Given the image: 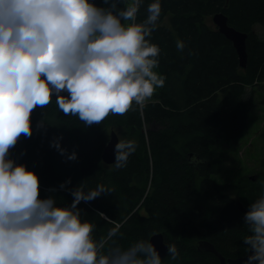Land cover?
Wrapping results in <instances>:
<instances>
[{
	"label": "trees",
	"instance_id": "obj_1",
	"mask_svg": "<svg viewBox=\"0 0 264 264\" xmlns=\"http://www.w3.org/2000/svg\"><path fill=\"white\" fill-rule=\"evenodd\" d=\"M149 2L137 13L138 22ZM220 11L230 26L247 33L245 69L231 42L204 23ZM255 25L264 29V0H162L158 26L148 37L160 46L156 71L165 77L155 96L91 125L65 115L55 101L38 106L31 115L32 134L20 135L12 158L38 175L40 196L54 195L58 204H70L68 189L77 185L85 192L101 184L111 189L78 204L83 218L95 224L98 240L119 225L113 240L122 246L155 233L176 244L180 255L175 260L165 255L164 264H219L212 252L197 249L201 240L225 258L244 256L246 210L216 181L222 161L213 149L221 141L237 142L247 128L256 103L246 88L264 89V32L258 36ZM177 39L185 41L183 50L176 48ZM42 119L52 125L41 126ZM120 128L124 139L136 141V150L125 167L116 168L103 162L102 151L110 132ZM57 138L64 154L51 144ZM260 138L264 142V128ZM72 152L76 159L67 158ZM260 166L240 194L246 208L264 192V149Z\"/></svg>",
	"mask_w": 264,
	"mask_h": 264
},
{
	"label": "clouds",
	"instance_id": "obj_2",
	"mask_svg": "<svg viewBox=\"0 0 264 264\" xmlns=\"http://www.w3.org/2000/svg\"><path fill=\"white\" fill-rule=\"evenodd\" d=\"M144 3L0 0V264H164L150 237L127 246L114 241L119 225L94 238L95 224L83 218L78 204L111 189L101 184L85 192L77 185L68 189L71 203L58 204L54 195L40 196L38 175L10 152L22 133L32 134L38 106L55 101L65 115L100 124L110 112L143 106L164 85V75L155 70L160 46L148 39L158 26L162 0H150L138 22ZM185 46L176 40L178 50ZM45 123L52 125L40 121ZM51 144L66 152L59 138ZM114 150L113 164L125 167L136 141L118 138ZM67 158L76 159V153ZM243 221L248 233L242 241L250 252L243 264H264V192L248 204ZM164 245L170 259L180 255L176 244Z\"/></svg>",
	"mask_w": 264,
	"mask_h": 264
},
{
	"label": "rangeland",
	"instance_id": "obj_3",
	"mask_svg": "<svg viewBox=\"0 0 264 264\" xmlns=\"http://www.w3.org/2000/svg\"><path fill=\"white\" fill-rule=\"evenodd\" d=\"M204 23L210 28H215L211 16L206 17ZM253 30L258 36H262L264 32V29L258 25H255ZM246 89L247 94L252 95V101L256 103L248 113L247 128L237 142L221 141L213 149L214 155L219 156L222 161L221 173L216 181L223 186L222 192L235 200L240 210H247L240 194L247 187L246 179L262 169L260 161L264 149V142L260 138L264 128V89L262 91L250 87ZM155 94L156 91L153 95ZM115 132L118 138H125L122 135V128L115 129Z\"/></svg>",
	"mask_w": 264,
	"mask_h": 264
},
{
	"label": "water",
	"instance_id": "obj_4",
	"mask_svg": "<svg viewBox=\"0 0 264 264\" xmlns=\"http://www.w3.org/2000/svg\"><path fill=\"white\" fill-rule=\"evenodd\" d=\"M212 22L216 27L217 31L222 34L229 42H231L233 48L235 49L238 64L241 69H245L247 65L248 54L246 50V40L247 33L239 31L234 27L229 25L228 17L223 11L217 12L212 16ZM55 99V97H53ZM118 137L115 132L112 130L110 132V138L107 145L104 147L102 151V160L106 164H112L115 160V150L114 145L117 143ZM250 180L255 181L256 176L252 175L249 177ZM242 211H245L241 209ZM151 242L155 245L157 250L159 251L161 257L166 255V247L164 244V237L162 233H155L151 237ZM197 249L199 251H208L212 252L218 259L219 264H243V261L247 258V255L250 252H246V254L242 257L237 258H225L221 253H219L215 247L208 241H199L197 245Z\"/></svg>",
	"mask_w": 264,
	"mask_h": 264
}]
</instances>
